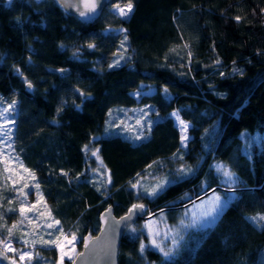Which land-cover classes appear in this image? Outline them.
Instances as JSON below:
<instances>
[{"label":"trees","instance_id":"obj_1","mask_svg":"<svg viewBox=\"0 0 264 264\" xmlns=\"http://www.w3.org/2000/svg\"><path fill=\"white\" fill-rule=\"evenodd\" d=\"M117 1L131 2L127 17L108 10ZM94 32L90 48L82 36ZM5 106L2 237L18 242L11 234L22 233L17 171L27 169L60 231L80 248L108 206L120 216L145 205L146 215L164 210L174 223L206 194L225 201L169 257L140 252L139 218L122 235L119 264H264V221L252 219L264 216V144L244 148L241 138L264 133V0H110L89 24L54 0H0ZM175 116L187 124L183 147ZM156 182L163 188L149 195ZM35 248L24 264H57L53 246Z\"/></svg>","mask_w":264,"mask_h":264},{"label":"rangeland","instance_id":"obj_2","mask_svg":"<svg viewBox=\"0 0 264 264\" xmlns=\"http://www.w3.org/2000/svg\"><path fill=\"white\" fill-rule=\"evenodd\" d=\"M8 2L9 0H5ZM115 5H119L121 7H124L125 5L120 3L119 1L113 3L111 6H109L108 10L113 11L117 15L119 13L115 10ZM129 15V13H128ZM127 15V16H128ZM120 16V15H119ZM123 16V17H127ZM122 17V16H120ZM100 37V33L94 32L90 34H86L82 36V42L83 44L89 45L92 44L95 45L97 39ZM117 49V48H116ZM117 59L115 60V63L121 62V56H116ZM5 107H0V112H2ZM8 109V108H7ZM5 118H0V124L5 125L3 129H0V151H4L6 148L5 144L7 145L8 141V132L10 129V122H9V116L7 115V112L4 114ZM176 124L180 130V145L183 147L186 145V139H187V124L184 122V125L186 127H182L180 121L177 116H175ZM7 133L5 136L4 133ZM182 136L186 137L182 141ZM241 138L244 141V148H246V145H257L261 146L264 144V133L263 134H250L248 132H243L241 134ZM246 146V147H245ZM13 170V168H11ZM18 175L21 177V207L25 208L24 215L20 217V220L18 221L20 226L18 227V230H21V235L11 234L13 238H17L18 242L13 241L11 238H4L0 235V241H5L6 243L10 244V247L12 249H15V251H7L5 252L8 256V261L10 264H13V261H15V264H24L29 259L27 256L22 260L21 254L22 253H28L31 254V257L35 253V247L38 246H53L56 249L57 254V264H61V248L57 247L55 243H44L45 241H57L59 238V241L62 242V247L64 248V251L68 252L69 255L72 256V259L75 257V255L81 250L80 246L77 244L79 242V239L74 234H64L60 231L59 225L55 223V220L52 218V215L50 211L47 209V205L44 200H42L39 196L38 189L35 186L33 178L29 175L28 172H26L23 169H18L17 171ZM225 177V176H224ZM158 184H162L161 188H158L157 191L161 190L163 188V182H156L152 186V189L155 188ZM29 191L32 192V194L36 197L35 199H30ZM23 193V194H22ZM219 198L217 201L216 198ZM225 201H223L217 193H210L206 194V196H203L199 199L193 200L191 203H188L185 207L180 209V211L177 213V218L174 223H171L169 220V216L166 214L159 215L162 211L160 210L156 213H146L148 212L147 206L143 205L145 215L144 217H141L140 221V227L142 231L146 235V239L140 244V252L143 253L144 249L146 247H151L156 250H160V248H157L153 245L152 241L155 240L157 244L160 245L161 248L166 249L167 251L169 249H173V247L183 238V236L193 228H200L206 225H210L218 216V214L223 210V208L226 206ZM35 206V207H33ZM31 209V210H28ZM157 215V216H156ZM154 216V217H153ZM49 224H52L53 227H48ZM151 233V234H150ZM75 236L76 239L71 244H69L67 241L72 239V236ZM17 236V237H16ZM67 237V240H64V237ZM92 236V235H90ZM27 241V243H25ZM175 242V243H174ZM144 245L143 250H141V245ZM82 246V243H81ZM74 247L75 252L73 253L71 249ZM0 248L4 251L3 244H0ZM72 259H69V257L66 255L63 258L62 264H70Z\"/></svg>","mask_w":264,"mask_h":264},{"label":"water","instance_id":"obj_3","mask_svg":"<svg viewBox=\"0 0 264 264\" xmlns=\"http://www.w3.org/2000/svg\"><path fill=\"white\" fill-rule=\"evenodd\" d=\"M54 2L68 15L78 18L81 22L89 24L100 17L110 0H97L94 12H87L84 0H54ZM84 11L86 14L81 16ZM52 70V69H51ZM57 72V70H52ZM67 70H59L60 74H67ZM29 84L26 87L29 88ZM141 205V204H135ZM133 207V206H132ZM131 207V208H132ZM129 208V209H131ZM116 216L111 206L104 209L99 215V231L96 235H86L83 239L81 250L73 258L76 264H119L118 251L124 231L139 218L144 217V207L134 209L131 213ZM123 217V219H121ZM88 245L85 247V239ZM4 255L0 256V264H10L7 254L0 248ZM72 264V261L70 262Z\"/></svg>","mask_w":264,"mask_h":264},{"label":"snow or ice","instance_id":"obj_4","mask_svg":"<svg viewBox=\"0 0 264 264\" xmlns=\"http://www.w3.org/2000/svg\"><path fill=\"white\" fill-rule=\"evenodd\" d=\"M10 2H11V0H9V3H10ZM96 7H97V0H84V8L86 9L87 12H94L95 9H96ZM114 7H115V10L119 13V15L123 17V16H127L128 13H130V12L132 11V7H133V6H132L131 2H129V3L126 4L124 7H121V6H119V5H115ZM85 14H86V13H85L84 11H82V12L80 13L81 16H84ZM236 19L239 20L240 18H239V17H236ZM88 47L91 48V47H93V45H92V44H89ZM112 66H113V65H109V67H112ZM28 86H29V88H30V87H31V84H29ZM166 91H167V89H165V92H166ZM14 104H15V101H13V104H12V105H9V108H11ZM8 110H9V109L6 108V109H4L2 112H0V118H5L4 114H5L6 112H8ZM174 115H175V114H174ZM180 123H181L182 127H186V125H184V122H183V121H180ZM4 127H5V125L0 124V129H3ZM9 131H10V129H9ZM4 135L6 136L7 133L5 132ZM184 139H186V137H183V136H182V141H183ZM86 147H87V146H86ZM92 155H93V156H97V152H96V151H93V152H92ZM97 158H99V157L97 156ZM5 170L7 171V168H6ZM25 171L27 172L28 170L25 169ZM181 171H184V170L181 169ZM188 171H191V169H188ZM223 174H224L225 177L229 178V180H231L232 177H233V173H231V172L228 171L227 169H224ZM29 175L32 176L33 179L35 178L33 173H29ZM135 186H136V185H133V187H135ZM36 187L39 188V185H36ZM161 187H162V184H158L155 188L152 189V191L149 193V195H154V194H156L157 189H158V188H161ZM22 194H23V193H22ZM216 200L218 201L219 198L217 197ZM33 207H35V206H33ZM142 207H143V205H133V207H132L131 209H129V212L131 213L134 209L142 208ZM28 210H31V209H28ZM25 211H26V210H25L24 207H21V208H20V212H21V215H22V216L24 215V212H25ZM121 219H123V217H122ZM252 219H253V220L258 219V220H260V221H264V216H259L258 218H257V217H253ZM55 223L58 224L59 221H56ZM48 227H53V225H52V224H49ZM8 231H9V233L11 234V229H9ZM150 234H151V233H150ZM75 239H76V237L73 235V236H72V239H71V240H68L67 242H68L69 244H71L73 241H75ZM64 240H67V237H66V236L64 237ZM25 243H27V241H26ZM44 243H55L57 247L61 248V264H62V262H63V258H64L66 255L69 257V259H72V256L69 255L68 252L64 251V248L62 247V242L59 241V238H58L57 241H50V242H49V241H45ZM152 243H153V245H154L155 247L160 248V251L163 253V255H164L165 257H169V256L171 255V253H172V250H171V249H169L168 251H165L163 248L160 247L159 244L156 243L155 240H153ZM174 243H175V242H174ZM0 244H3V246H4V252H7V251H13V252H14V251H15V249H12V248L10 247V244H9V243H6L5 241H0ZM87 245H88V240H87V238H86V239H85V247H87ZM143 248H144V245L142 244V245H141V250H143ZM71 251H72L73 253L75 252L74 247L71 249ZM3 255H4V253H3V252H0V256H3ZM26 256H27L28 259H31V254H28V253H22V254H21V259L23 260ZM13 264H15V261H13ZM72 264H76V261H75L74 259H72Z\"/></svg>","mask_w":264,"mask_h":264}]
</instances>
